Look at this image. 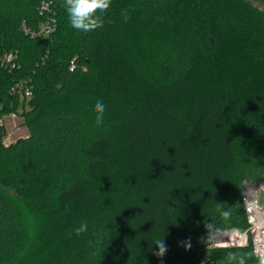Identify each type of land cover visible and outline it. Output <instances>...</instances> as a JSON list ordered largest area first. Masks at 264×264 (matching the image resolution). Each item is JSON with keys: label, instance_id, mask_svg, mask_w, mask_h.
I'll list each match as a JSON object with an SVG mask.
<instances>
[{"label": "trees", "instance_id": "trees-1", "mask_svg": "<svg viewBox=\"0 0 264 264\" xmlns=\"http://www.w3.org/2000/svg\"><path fill=\"white\" fill-rule=\"evenodd\" d=\"M51 14L50 39L23 33ZM103 21L84 33L64 0H0V119L28 130L4 144L0 123V264H260L210 245L247 228L242 183L264 181V0H111ZM28 79L29 107L10 94Z\"/></svg>", "mask_w": 264, "mask_h": 264}, {"label": "built area", "instance_id": "built-area-1", "mask_svg": "<svg viewBox=\"0 0 264 264\" xmlns=\"http://www.w3.org/2000/svg\"><path fill=\"white\" fill-rule=\"evenodd\" d=\"M53 4V1L45 2L42 8L48 10ZM55 30L56 20L54 14L44 19L38 27L31 28L26 24L22 25L23 33L31 39H50L55 33ZM15 58L16 54L5 53L1 57L2 66L9 69L11 67L13 68L15 66ZM10 94L22 100H31L33 98L32 81L28 79L15 82L10 89ZM7 115L11 118L19 117L18 112H11ZM5 117L6 115L0 119V123L4 125ZM14 141L16 140L12 139L11 133H6L4 144H10ZM241 189L247 228L245 230L232 228L220 232L213 240L211 248H243L251 246L259 263L264 264V204L261 205L259 202L260 195L264 194V181L259 183L243 181Z\"/></svg>", "mask_w": 264, "mask_h": 264}, {"label": "clouds", "instance_id": "clouds-1", "mask_svg": "<svg viewBox=\"0 0 264 264\" xmlns=\"http://www.w3.org/2000/svg\"><path fill=\"white\" fill-rule=\"evenodd\" d=\"M111 5V0H64L65 10L68 16V21L72 28L77 31L88 33L94 31L103 26V14L107 13ZM107 109L106 104L97 99L94 104V112L96 113V126L99 127L102 125L104 120V113ZM232 215L231 208H226L222 210V216L225 219L230 218ZM206 239L201 238V242L206 243L211 239L215 233L218 231L215 224L206 223ZM88 225L86 222H82L79 227L75 228L74 234L79 236L82 233L87 232ZM185 250L191 248L190 238L182 242ZM157 251L153 254L158 258H163L167 252V246L163 239L157 240L155 242ZM251 257V253H237L229 252L226 259L228 264H247L248 259Z\"/></svg>", "mask_w": 264, "mask_h": 264}, {"label": "rangeland", "instance_id": "rangeland-1", "mask_svg": "<svg viewBox=\"0 0 264 264\" xmlns=\"http://www.w3.org/2000/svg\"><path fill=\"white\" fill-rule=\"evenodd\" d=\"M29 104H30V101H27V107H29ZM5 127H6V133H11L12 139L17 140L19 138H22L28 135V130L26 126L24 125V119L22 117L11 118L9 115H6ZM259 202L261 205L264 204V194L260 195ZM176 264H183V263L181 261H178Z\"/></svg>", "mask_w": 264, "mask_h": 264}, {"label": "water", "instance_id": "water-1", "mask_svg": "<svg viewBox=\"0 0 264 264\" xmlns=\"http://www.w3.org/2000/svg\"><path fill=\"white\" fill-rule=\"evenodd\" d=\"M23 138H20V139H18V140H22Z\"/></svg>", "mask_w": 264, "mask_h": 264}]
</instances>
